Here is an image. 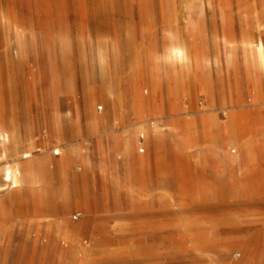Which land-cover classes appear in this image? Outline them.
Listing matches in <instances>:
<instances>
[{
  "label": "rangeland",
  "instance_id": "1",
  "mask_svg": "<svg viewBox=\"0 0 264 264\" xmlns=\"http://www.w3.org/2000/svg\"><path fill=\"white\" fill-rule=\"evenodd\" d=\"M248 43L264 0H0V124L42 179L11 186L0 160V264H264Z\"/></svg>",
  "mask_w": 264,
  "mask_h": 264
},
{
  "label": "bare ground",
  "instance_id": "2",
  "mask_svg": "<svg viewBox=\"0 0 264 264\" xmlns=\"http://www.w3.org/2000/svg\"><path fill=\"white\" fill-rule=\"evenodd\" d=\"M246 53L248 55V61L253 69L259 68L260 64L264 62V46L262 45H252L248 43L246 46ZM185 59V49L181 45H177L176 43H172L168 48L166 61L171 63L181 62ZM153 76L155 81L158 78V70L157 68L152 69ZM112 92V91H111ZM142 116L140 115L139 118ZM104 123V124H103ZM125 123V122H124ZM202 123L207 127L209 125H213L209 119H203ZM92 124H94V132L97 131L98 125L103 124L107 128H113L116 125L115 122H111V124H107L105 122H101V120H92ZM123 124V123H122ZM99 128V127H98ZM193 126L191 122H186L180 127L182 131L183 138H188V134L192 132ZM138 132L140 127L136 129ZM240 135L239 131L235 130L233 134ZM179 134V131L178 133ZM130 132L127 130L122 134L116 136L117 140H120L122 145H127L129 143L128 139ZM175 135V134H173ZM19 145V139L15 132L9 131L5 125L0 124V160L7 159L10 156H13L14 160L17 162L14 165H9L7 162L4 164L3 168V180L7 183H10L11 186L21 185L22 182H27L28 186L32 189V191L37 190L38 185L40 186L42 179L37 174V170L32 163V159L27 161H21L22 159L31 158L33 156L34 151L37 147L31 146L27 150L23 152L17 151V146ZM241 147L245 149L247 157H249L252 153L254 144L251 139H246L240 142ZM57 151V150H56ZM59 153V149L57 151ZM2 188V187H1ZM194 241V240H193ZM197 241V240H196ZM194 243L197 244V242ZM199 243V242H198Z\"/></svg>",
  "mask_w": 264,
  "mask_h": 264
},
{
  "label": "built area",
  "instance_id": "3",
  "mask_svg": "<svg viewBox=\"0 0 264 264\" xmlns=\"http://www.w3.org/2000/svg\"><path fill=\"white\" fill-rule=\"evenodd\" d=\"M100 109H101V107H100ZM54 154H57V151H54ZM76 217H77V215L73 216V218H76Z\"/></svg>",
  "mask_w": 264,
  "mask_h": 264
}]
</instances>
